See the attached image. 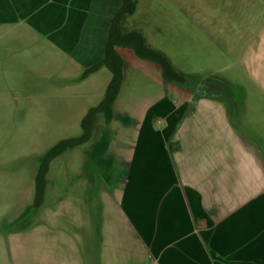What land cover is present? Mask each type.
<instances>
[{
    "label": "crops",
    "instance_id": "1",
    "mask_svg": "<svg viewBox=\"0 0 264 264\" xmlns=\"http://www.w3.org/2000/svg\"><path fill=\"white\" fill-rule=\"evenodd\" d=\"M213 1L138 2L124 28L133 21L181 72L177 33L197 34L179 17L203 16L187 23L205 47L207 91L194 98L119 48L111 122L98 114L89 141L49 163L38 206L39 159L82 135L111 80L104 67L84 73L102 59L120 1L91 0L74 22L0 23V264H213L216 241L220 257H242L264 199V0Z\"/></svg>",
    "mask_w": 264,
    "mask_h": 264
},
{
    "label": "rangeland",
    "instance_id": "2",
    "mask_svg": "<svg viewBox=\"0 0 264 264\" xmlns=\"http://www.w3.org/2000/svg\"><path fill=\"white\" fill-rule=\"evenodd\" d=\"M97 1L99 0H95L96 3ZM115 1L118 5L119 0ZM206 1L208 0H138L140 7H179L185 9L196 8L198 10L204 8ZM87 3H91V0H0V23L11 24L34 22L55 25L60 22H74L75 15L78 11L82 10ZM216 3H218V0L213 1V4ZM179 18L181 20V25L188 28L187 31H190L191 34L195 31L197 36L195 40H192L187 38V34H184L182 30L177 33L178 40L180 39L181 41V47L179 49L184 50L185 56V59L182 56L179 57V61L181 60L182 62V64L179 63V66H181L183 71L178 72L186 77L187 82L182 85L172 84L189 90V94L194 98H200L203 97L205 94L204 92L207 91V85H205V80L203 78L205 47L198 36L200 31H197L196 26L187 23V20H194V23L198 27H202L203 16L186 15ZM132 23L133 21L128 22L126 28L129 30H136L131 26ZM171 45V40L165 42V47L167 49L169 48L168 50L170 54L174 53L171 49ZM186 48L187 50L185 51ZM186 59H189L190 62H192L191 65L186 63ZM195 68L197 69V73L194 72ZM139 98L140 97L138 96V101ZM134 99L136 100V97ZM252 213L255 215V210H253ZM249 222V224L246 222V225H244V229L247 230V233L244 234V250H242V257H220L218 252L224 248L218 241H216L213 243V246L216 249L213 251V264H264V199L259 203L257 214L254 217H251ZM213 235H217L218 237L219 233L217 232L215 234L213 232Z\"/></svg>",
    "mask_w": 264,
    "mask_h": 264
},
{
    "label": "trees",
    "instance_id": "3",
    "mask_svg": "<svg viewBox=\"0 0 264 264\" xmlns=\"http://www.w3.org/2000/svg\"><path fill=\"white\" fill-rule=\"evenodd\" d=\"M119 1L120 5L108 26L104 55L99 62L86 69L84 73V75H87L104 67L111 73V80L99 104L91 108L83 118L81 123L82 135L77 138L60 141L39 159L38 173L35 179V206H38L43 199L45 177L49 163L63 152L88 142L92 134L94 119L98 114L103 116L105 124L111 122L113 118V104L119 94L123 81V61L118 52L119 48H128L137 58L157 65L165 82L179 85L187 82L186 77L171 65L168 58L162 52L155 51L148 46L143 34L139 30L124 28L126 19L136 12L138 0Z\"/></svg>",
    "mask_w": 264,
    "mask_h": 264
}]
</instances>
